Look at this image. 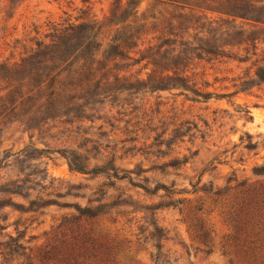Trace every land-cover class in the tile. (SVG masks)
Wrapping results in <instances>:
<instances>
[{"label":"rangeland","instance_id":"obj_1","mask_svg":"<svg viewBox=\"0 0 264 264\" xmlns=\"http://www.w3.org/2000/svg\"><path fill=\"white\" fill-rule=\"evenodd\" d=\"M224 2L0 0V61L9 64L19 62L37 40L49 41L54 25H94L96 56L103 64L117 33L141 25L144 32L137 46L127 49V58H117V67L108 62L100 72L108 70L112 81L115 74L126 78L87 96L86 117L49 121L33 130L0 120V264H253L251 245L238 239L229 217L239 190L214 193L246 180L264 185V176L254 173L264 166V83L249 84L264 65V41L246 61L240 59L243 46L231 48L230 57L181 60L177 71L190 80V89L152 90V82L117 89L147 82L150 74H172L173 69L155 67L149 55L164 38L177 42L163 45L161 53L178 48L186 26L192 39L201 26L225 18L218 11ZM141 55L147 57L134 62ZM7 84L0 79V96ZM195 89L211 96L203 98ZM70 151L82 154L89 169L113 164L118 178L108 168L96 175L72 169ZM16 179L31 180L26 197L1 188ZM159 184L174 193L142 188ZM31 200L49 204L34 208ZM99 205L96 217L74 218L77 206ZM155 227L163 230L160 241L153 236ZM85 240L99 253L90 263L82 257L74 261L67 244L74 242L79 254Z\"/></svg>","mask_w":264,"mask_h":264},{"label":"trees","instance_id":"obj_2","mask_svg":"<svg viewBox=\"0 0 264 264\" xmlns=\"http://www.w3.org/2000/svg\"><path fill=\"white\" fill-rule=\"evenodd\" d=\"M218 11L226 17L215 23L209 21L206 26H201V30L195 32L192 39L188 32L190 26H186L185 30L183 29L179 34L181 39L178 48L173 46L171 52L164 48L161 53L160 48L163 45H172L177 42L176 39L164 38L158 46V50L149 55L151 63L155 67L167 71L168 68L173 69L172 74L160 73L157 76L150 74L147 82L122 83L117 89H135V84L146 86L149 82H152L150 84L152 90L179 87L190 89L188 86L190 80L177 71L178 67L182 66L181 60H191L193 56L198 59L206 57L207 60L218 56L230 57L232 55L231 48L240 46H243L245 51L241 60L246 61L250 55H255L258 44L264 41V0H225ZM140 27L142 28V25ZM140 27H129L117 33L113 37L112 43L104 51L106 63L103 64L96 56L100 43L94 25L86 22L69 24L60 28L54 25L48 35L49 41L37 40L35 47L19 62L9 64L6 61H0V79L8 83L6 88L10 87L7 93L0 96V120L19 121L28 130H33L49 121L72 123L86 117L85 107L89 99V97L86 98L87 96L92 97L99 94L98 91L114 82L117 83L121 78H126L115 74L112 81L108 70L101 74L100 72L107 67L108 62H113V65L117 67V58L128 57L127 49L136 47L138 39L144 33ZM177 35L175 34V36ZM149 49L152 48L149 47ZM175 51H177L176 54H174ZM145 57L147 56L141 55L134 62H139ZM170 59L172 62H169ZM98 72L99 76H97ZM249 82L252 85L253 83L256 85L264 83L263 64L257 66L254 77ZM193 91L203 98L211 96L210 92H201L198 89ZM80 100H84V102H79ZM67 158L70 167L74 170L96 175L104 173L108 168L114 171L113 176L117 177L116 167L113 164H108V167L95 166L89 169L86 158L76 151H70ZM254 173L264 176V166L255 167ZM29 181L31 180L16 179L5 183L1 188L4 189V192L26 197V192L32 189L31 186H25ZM255 184L257 183H249L246 180L235 183L224 191L219 189L214 194L219 195L225 191L239 190L240 199L236 202L237 207H232V212H230L232 214L229 217L237 228L238 239L251 245V253L248 254V258L252 259L253 257V264H264V185L263 183ZM142 188L150 194L156 193L159 189H163L168 194L174 193L163 184L156 185L153 189ZM37 203L36 200H31L30 206L37 208L49 204V200L42 201L41 205ZM100 207L101 205L94 209L77 206L78 215L74 218L77 220L94 218L100 213ZM162 232V229L155 227L153 236L160 241L164 235ZM247 233L249 234L243 237V234ZM9 238L11 240L19 239V237L16 239L12 236ZM92 243L86 240L81 241L80 247L77 248L79 254L76 252L74 242L68 243L67 249L71 254L67 255L73 256L74 261L82 257L83 260L90 263L89 258L92 256L95 258V255L99 253L96 244ZM160 246V243L157 244L158 248ZM16 247L25 249L22 244H18ZM254 250L258 251L257 257H254ZM12 252L19 254L18 249H13Z\"/></svg>","mask_w":264,"mask_h":264}]
</instances>
